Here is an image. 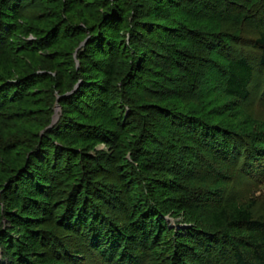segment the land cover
<instances>
[{"label": "rangeland", "instance_id": "1", "mask_svg": "<svg viewBox=\"0 0 264 264\" xmlns=\"http://www.w3.org/2000/svg\"><path fill=\"white\" fill-rule=\"evenodd\" d=\"M180 1L177 6L168 8L167 18L154 15L152 0H17V22L7 28L0 14V51H5L7 57L4 59L13 63L14 57L18 58L27 65L30 74L45 73L49 80L37 83L31 90L37 95L41 106L29 116L19 120H6L0 116V152L13 144L28 152L32 146H36V135L45 136L57 123H64L72 116L71 112L62 108L61 98L73 94L83 83L84 78L80 76L88 71L85 67L88 65V44H99L102 38H94L95 32L88 29L97 25L104 16H107L103 19L106 22L117 21L120 47L125 46L131 53L127 58H122L117 51H111L116 77L110 97L118 103L117 106L123 105L128 112L132 110L131 113L135 111L138 121L132 131H125L122 136L116 134L113 141L79 147L82 149L78 148L76 152L83 154L79 163L86 171L85 178L98 183L91 187L97 191L86 193L87 199L120 230L130 227L129 194L135 198L142 196L150 206L156 203L158 215L167 227L180 230L183 235L192 226L199 231H211L209 220L217 208L249 206L254 216L264 212V180L256 181L247 175L249 165L254 163V148L249 144L248 135H264V69L259 65L260 52L255 45V40L264 34V0H224L216 3L207 0ZM205 1L207 5L202 7L200 4ZM188 12L199 21H210L221 27L223 30L215 34L225 35L221 38L224 46L222 41H218L213 48L203 44L200 48L182 42L179 48L185 50L187 55L177 66L170 56L164 58L166 53L161 50L151 54L159 39L145 30L143 24L149 26L146 29L162 22L183 25ZM40 24L57 26V47H48L34 32L39 30ZM31 42H40L34 44L36 54L33 59L24 54V49ZM240 57L248 60L253 69V78L247 99L237 102L224 93L220 67H224L228 60ZM52 61L62 63L68 73L77 72L75 75L80 79H76L74 84L65 82V87L59 89L56 84L59 74L53 70ZM69 61L73 63L71 67ZM129 74L136 80L126 86L124 78ZM132 99L135 103L131 102ZM139 105L172 107L181 113L182 118L186 117L184 119L190 120L191 114L208 128L233 131L236 133L233 140L236 155H232L228 162L215 159L208 147L199 145V138L192 130L162 125V120L152 113L149 114L151 122L145 123L144 119V123H140L142 110L137 109ZM78 113L84 114V111L78 109ZM149 117L146 119L149 120ZM62 131L68 132L67 129ZM150 134L153 137H149ZM150 138H153L152 143L147 142ZM254 147L263 151L264 140L256 142ZM60 159L63 167L65 158ZM5 173V167L0 165V181ZM56 173L60 182L54 184L49 214L41 212L40 207L35 210L14 207L12 210L20 216V223L28 218L34 231L49 235L45 236V240H38L37 246L21 244L22 252L27 254V261L31 264H41L42 261L53 264H103L91 246L88 231L85 228L74 230L66 227L65 224L71 221L65 216L66 206L52 205V201H62L64 191L74 178L64 168ZM171 181L175 182L173 185L177 186V191L168 194ZM154 182L161 183L164 192L154 189ZM80 183L84 190L86 186ZM149 189L158 192L150 197ZM166 197L183 198L187 207L185 212L166 208L168 205L161 203ZM5 204L10 208L7 201ZM0 209L3 213L2 202ZM63 216L66 218H61ZM8 219L7 216L0 219V232L5 230L14 239L20 240L21 229ZM164 237L170 243L173 234L168 233ZM171 251H162L153 260H159L158 264H169L167 253ZM7 262L10 259L3 257L0 251V264Z\"/></svg>", "mask_w": 264, "mask_h": 264}, {"label": "trees", "instance_id": "2", "mask_svg": "<svg viewBox=\"0 0 264 264\" xmlns=\"http://www.w3.org/2000/svg\"><path fill=\"white\" fill-rule=\"evenodd\" d=\"M152 1L154 15L164 18L168 17V8L175 7L181 2L180 0ZM207 1L216 3L224 0ZM15 2L17 0H3L0 3V14L5 28L17 22L19 15L15 9ZM200 5L204 7L207 2ZM188 14L183 20V25L174 26L162 22L156 25L152 24L150 28L146 29L149 26L143 24L145 30L159 39L156 40V48L151 54L156 53V50H161L166 53L163 55L164 58L168 59L170 56L177 66L180 60L187 55L185 50L179 48L182 42L200 48H202L201 44L213 48L218 41H222L224 46L221 38H224L225 35L215 34L223 30L221 27L213 25L210 21H199L190 15L191 12ZM105 17L107 16H104L102 20ZM102 20L90 29L87 28L89 32H95L94 38L101 36L103 39L100 38L99 44L94 42L88 44V65L85 66L88 71L86 70L80 76V78H84L82 80L84 84L80 83L81 85L73 94L61 98L63 100L62 108L71 112L74 117H69L64 123L60 120L61 122L59 121L60 123H57L45 136L36 135V146H32L28 152L18 149L15 144L3 148L0 152V165L6 169L5 175L0 181V202L3 204V213L0 209V219L7 216L9 222L12 221L14 226L19 227L22 231L20 240L14 239L5 230L0 232V251L3 257L10 259L7 264H31L27 261V254L22 252L21 244L37 246L38 240H45V236H49L34 231L32 222L28 218L23 219V222L20 223V216L13 213L12 210L15 209L14 207H27L30 210L40 207L41 212L49 214L52 200L50 197L54 195L55 191L54 184L60 182L56 172L61 171L62 168L65 172L68 171L71 178H74L67 186V190L64 191L62 201L58 203L52 201V205L58 207V204H64L66 206L65 216L71 220L70 223L65 224L66 227L74 230L85 228L88 231L91 236V246L103 264H158L159 260H153V258H156L160 252L170 249L172 251L167 253L169 264H224L227 262L264 264V212L259 216H254L249 206L217 208L213 210L209 220L211 231H199L192 226L183 235L180 230H170L166 222L159 217L156 203L154 206H150L146 202L147 200L140 195L135 198L134 196L130 197L131 194H129L127 203L131 207V217H128L130 227L122 230L111 224L87 199L86 193L94 190L91 187H95L94 185L98 183L91 181L88 177L85 178L86 171L79 163L83 154L77 153L76 150L79 147H92L97 143L113 141L116 134L122 136L125 131H132L137 120L135 111L131 113L132 110L128 112L123 105L117 106L118 103L110 97V90L113 89L116 77L112 53L117 51V54L119 53L122 58H127L130 51L125 46V49L120 47L119 31L116 28L117 21ZM40 26L39 30L34 32L41 37V40L43 39V42L47 43L48 47H57L59 43L57 26L49 24H40ZM39 43L31 42L24 49V54L29 59L35 57L34 44ZM255 45L260 52L259 65L264 69V34L255 40ZM5 56V51H0V116H4L6 120L10 118L19 120V118H26V115L29 116L34 112V109L41 106L37 95L31 90L37 83H45L48 77L45 73L30 74L27 65L24 62L21 63L22 60L14 57V61L11 63L4 59ZM160 56L162 55L160 54ZM70 61L68 65L71 67L73 63ZM51 66L59 74V81L56 83L59 85V89L65 87V82L74 84L76 79H80L75 75L78 74L77 72L68 73V69H65L62 63L52 61ZM220 69L224 78V93L237 102L246 100L253 78V69L248 60L245 57L230 59ZM129 75L124 78L126 86L136 80ZM262 98H264V94ZM131 102L134 100L132 99ZM138 108L142 110V113L139 114L140 123H144V119L145 123L151 122L149 114L152 113L160 121L162 120V125L169 124L173 126V129L192 130L199 138V145L208 147L215 159L228 162L232 155H236L233 141L236 133L233 131L208 128L191 114L189 115L191 118H188L191 121L184 119L186 117L183 115L184 118H182L181 113L172 107L163 108L155 105L142 107L139 105ZM78 109L84 111V114L78 113ZM148 117L149 120H147ZM64 129H67V134L66 131H62ZM145 132L148 131L145 129ZM50 135L52 136L49 137ZM112 136L113 138H111ZM149 137H153V135L150 134ZM105 138L107 139L104 140ZM248 138H250L249 144L254 148L252 149L254 163L249 165L247 175L256 181H263L264 150L254 146H256V142L264 140V135L254 133L248 135ZM151 140L153 138L147 142L152 143ZM188 154L190 153L188 152ZM59 158H65L63 167H61L62 163H59ZM187 158L190 159L191 156H187ZM53 179L56 180L53 182ZM80 182L86 186L84 190ZM169 183L168 194L177 191V186L173 185L175 182ZM153 187L159 189L160 193L164 192L161 190L163 186L159 182H154ZM46 191H49L47 195ZM157 192L158 190L149 189L148 196L152 197ZM6 201L11 209L5 204ZM161 203L167 204L168 206L164 207L168 209L177 208L182 212H185L187 208L181 197H166ZM65 216L61 218L64 219ZM168 233L173 234L172 243H168L164 237ZM41 264L53 263L42 261Z\"/></svg>", "mask_w": 264, "mask_h": 264}]
</instances>
